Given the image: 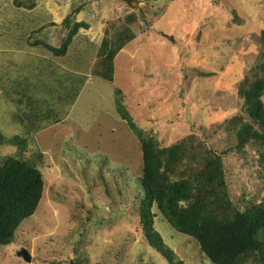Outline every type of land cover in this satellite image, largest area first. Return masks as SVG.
<instances>
[{"label":"rangeland","instance_id":"374dc122","mask_svg":"<svg viewBox=\"0 0 264 264\" xmlns=\"http://www.w3.org/2000/svg\"><path fill=\"white\" fill-rule=\"evenodd\" d=\"M65 19L78 28L55 54L45 44L61 46ZM263 30L264 0H0V164L39 152L43 178L0 264H171L144 236L137 132L180 147L181 176L219 156L231 204L264 203L263 147L235 135L248 118L239 88L262 74ZM151 213L173 264H213L154 202Z\"/></svg>","mask_w":264,"mask_h":264},{"label":"trees","instance_id":"16d2710c","mask_svg":"<svg viewBox=\"0 0 264 264\" xmlns=\"http://www.w3.org/2000/svg\"><path fill=\"white\" fill-rule=\"evenodd\" d=\"M62 23L69 31L61 46L54 48L45 44L55 54L66 52L78 28L77 23L71 25L69 19ZM130 31L119 33L115 50L132 38ZM261 38L264 40V30ZM114 51L105 52L109 80H112ZM260 69L262 74L259 77L245 80L239 88L244 100L243 112L248 118L242 120L235 135L239 145L257 140L263 147L260 156L264 161V104L261 98L264 93V61ZM118 106L122 109L119 101ZM119 111L129 120L123 109ZM137 134L142 153L140 185L144 194L139 214L148 244L169 263H174L172 250L153 227L151 205L154 202L174 228L198 241L200 249L213 264H245L251 257L264 264V203L259 202L244 211L231 204L221 158L208 151L202 168L193 177L181 176L177 173L180 147H160L153 137L141 132ZM7 141L25 145L26 140L14 135ZM41 156L38 152L35 157L40 161ZM38 160L17 155L8 156L0 164V246L12 240L21 221L32 215L39 204L43 178Z\"/></svg>","mask_w":264,"mask_h":264},{"label":"water","instance_id":"95a60500","mask_svg":"<svg viewBox=\"0 0 264 264\" xmlns=\"http://www.w3.org/2000/svg\"><path fill=\"white\" fill-rule=\"evenodd\" d=\"M21 253L24 256V258H26V260H29L30 259V256H29V254L27 252L23 251Z\"/></svg>","mask_w":264,"mask_h":264}]
</instances>
